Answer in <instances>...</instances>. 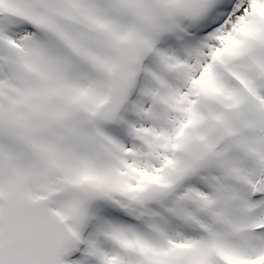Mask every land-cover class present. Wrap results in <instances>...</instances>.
I'll return each instance as SVG.
<instances>
[{
	"label": "snow or ice",
	"instance_id": "obj_1",
	"mask_svg": "<svg viewBox=\"0 0 264 264\" xmlns=\"http://www.w3.org/2000/svg\"><path fill=\"white\" fill-rule=\"evenodd\" d=\"M0 264H264V0H0Z\"/></svg>",
	"mask_w": 264,
	"mask_h": 264
}]
</instances>
